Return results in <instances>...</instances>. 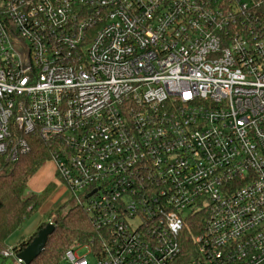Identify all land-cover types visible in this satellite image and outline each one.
I'll list each match as a JSON object with an SVG mask.
<instances>
[{
	"label": "built area",
	"instance_id": "1",
	"mask_svg": "<svg viewBox=\"0 0 264 264\" xmlns=\"http://www.w3.org/2000/svg\"><path fill=\"white\" fill-rule=\"evenodd\" d=\"M27 137L97 234L66 264H264V0H0V162Z\"/></svg>",
	"mask_w": 264,
	"mask_h": 264
},
{
	"label": "trees",
	"instance_id": "2",
	"mask_svg": "<svg viewBox=\"0 0 264 264\" xmlns=\"http://www.w3.org/2000/svg\"><path fill=\"white\" fill-rule=\"evenodd\" d=\"M30 147L28 154L17 162H0V253L8 248V242L19 232L41 208V201L36 195L26 196L28 180L39 169L50 162L56 151L52 144L39 139L26 138ZM71 204V203H70ZM56 220L55 230L48 237L42 253L31 264H66L65 253L74 244H86L97 239V234L90 224L89 216L77 205L71 207L64 216ZM45 226H39L29 238L20 239L12 251L17 255L36 237ZM194 228L190 235L195 234ZM0 264H16L12 258L0 254Z\"/></svg>",
	"mask_w": 264,
	"mask_h": 264
},
{
	"label": "rangeland",
	"instance_id": "3",
	"mask_svg": "<svg viewBox=\"0 0 264 264\" xmlns=\"http://www.w3.org/2000/svg\"><path fill=\"white\" fill-rule=\"evenodd\" d=\"M56 178L60 181L56 172V164L53 162L52 158L50 162L44 164L39 171L28 180L25 195L38 196L41 201V208L23 225L22 229L27 226H32L33 222L38 218H40L41 221L39 226H46L47 224L54 222L56 223V220L61 218L60 216H64L66 214L72 203L76 205L67 195L66 189L59 188L55 185ZM22 229L19 231V234ZM9 243L10 241L8 244ZM80 254H85V251H81ZM87 259L88 264L95 263L93 256H88Z\"/></svg>",
	"mask_w": 264,
	"mask_h": 264
},
{
	"label": "water",
	"instance_id": "4",
	"mask_svg": "<svg viewBox=\"0 0 264 264\" xmlns=\"http://www.w3.org/2000/svg\"><path fill=\"white\" fill-rule=\"evenodd\" d=\"M55 224V222L49 223L43 229L39 230L31 243L16 255V258L20 260L22 264H31L42 253L48 237L51 236L55 230Z\"/></svg>",
	"mask_w": 264,
	"mask_h": 264
},
{
	"label": "crops",
	"instance_id": "5",
	"mask_svg": "<svg viewBox=\"0 0 264 264\" xmlns=\"http://www.w3.org/2000/svg\"><path fill=\"white\" fill-rule=\"evenodd\" d=\"M55 177H56V174H55ZM55 185L58 186L59 188L65 189L57 178L55 181ZM67 195H68V193H67ZM40 222H41L40 218H38L33 222L32 226L24 227L20 234H19V232H17L15 235H13L12 238L9 240L10 243L8 244V247L12 248L22 238L23 239L29 238L34 233V231L38 228V226L40 225Z\"/></svg>",
	"mask_w": 264,
	"mask_h": 264
}]
</instances>
